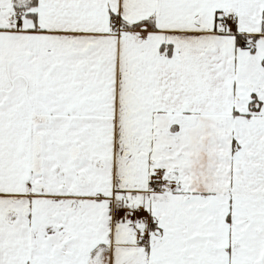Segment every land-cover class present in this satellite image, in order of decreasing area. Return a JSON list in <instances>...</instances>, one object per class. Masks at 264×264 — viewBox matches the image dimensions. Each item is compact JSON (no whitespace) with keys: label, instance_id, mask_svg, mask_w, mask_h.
Instances as JSON below:
<instances>
[{"label":"snow or ice","instance_id":"obj_1","mask_svg":"<svg viewBox=\"0 0 264 264\" xmlns=\"http://www.w3.org/2000/svg\"><path fill=\"white\" fill-rule=\"evenodd\" d=\"M0 264H264V0H0Z\"/></svg>","mask_w":264,"mask_h":264}]
</instances>
